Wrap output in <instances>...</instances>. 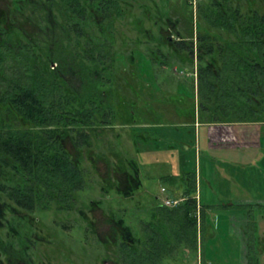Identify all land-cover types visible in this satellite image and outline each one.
<instances>
[{
    "label": "trees",
    "instance_id": "obj_1",
    "mask_svg": "<svg viewBox=\"0 0 264 264\" xmlns=\"http://www.w3.org/2000/svg\"><path fill=\"white\" fill-rule=\"evenodd\" d=\"M33 1L62 11L65 26L75 39L62 49L42 46L23 29L11 24L0 26V199L25 212L51 206L70 212L77 207L78 192L89 187V172L82 161L93 150L91 146L104 142V134L115 131L118 123L113 91L117 39L112 32L106 33L113 21L109 27L103 26L108 28L102 29L98 37L86 29V23L95 14L101 15V23L112 14L124 16L128 0ZM152 1L155 10H149L156 16L153 23L161 31L144 27L138 19L135 25L139 35L134 40L163 42L170 47L173 19L163 0ZM9 9L19 12L22 5ZM7 14L12 17V12ZM197 15L201 22L196 37L201 61L200 122L264 124V0H207L200 4ZM177 34L176 48L193 54L195 39H183ZM127 42L124 40L123 44ZM120 112L123 126L141 124L136 114L124 108ZM130 132L132 140L144 136L141 131ZM67 139L77 156L67 148ZM116 159L118 168L128 174L122 157L116 154ZM130 161L135 168L129 170L132 183L128 182L127 190L118 188L110 176L107 184L113 187H108L107 192L116 189L122 197L130 194L139 177L136 159ZM107 164L110 166L109 160ZM184 175L186 187L181 197L185 200L177 207L163 203L152 206L151 219H141L139 223L143 238L135 236L132 228L123 223L126 234L131 235L117 244L118 263L167 264L187 250L199 253L201 263L208 264L204 247L200 251L208 211L229 210L237 204H201L196 171ZM252 211H247L246 260L248 264H262L257 248L259 238L255 240L253 235L256 222ZM30 256L26 255L27 260Z\"/></svg>",
    "mask_w": 264,
    "mask_h": 264
},
{
    "label": "rangeland",
    "instance_id": "obj_2",
    "mask_svg": "<svg viewBox=\"0 0 264 264\" xmlns=\"http://www.w3.org/2000/svg\"><path fill=\"white\" fill-rule=\"evenodd\" d=\"M128 1H125L127 11L124 16L112 14L101 23V15L95 14L93 20L86 23V29L97 33L98 37L99 32L107 30L113 21L106 33L112 32L117 39L114 46L113 91L118 123L115 131L104 134L105 140L99 142L98 147L93 142L95 147L91 146L93 150L82 161L89 172V187L78 192L77 207L70 212L56 206L25 212L14 203L0 199L4 217L0 226V264H120L117 261V244L131 235L130 232L126 234L123 223L132 228L135 236L143 238L140 220L151 219V207L163 202L157 197L163 200L166 194L174 196L175 187L182 188L184 172H199L200 169L204 172L211 156L219 157V165L223 164L225 168L235 167L234 176L247 189L232 188L231 191L237 194L235 196L255 200L264 195V177L259 178L264 174V160L259 164L252 162L258 156L253 149L244 152V158L238 151L223 154L205 152L209 140L208 126L197 125L196 133L193 128L200 120L201 111L195 62L190 54L177 48L173 50L163 42L135 41L139 35L135 25L138 19L144 27L154 31L161 29L154 25L156 16L149 10H155L154 1ZM204 1L207 0H197V9ZM163 3L177 23L179 32H175V38L180 33L183 39H195V44L201 31L196 7L189 0H163ZM18 4L22 5L19 12L14 9ZM11 6L13 11L9 9ZM11 12L12 17L7 14ZM62 14V11L34 3L33 0H0V26L11 24L23 29L32 35L36 44L42 46L62 49V46H70L68 43L75 39L68 32L69 27L65 26L67 21ZM124 40H129V43L123 44ZM54 66H57L56 63ZM123 108L132 115L136 114L141 124L123 123L124 127L119 122L123 115L120 109ZM132 130L141 131L144 136H136L132 140ZM69 139L66 146L77 156ZM195 139L198 152L192 146ZM116 154L122 157L128 174L118 168ZM130 158L137 161V184L132 185L130 194L125 197L119 195L116 189L108 190V193L107 188L113 187L107 184L110 176L115 185L123 190H127L126 187L132 183L128 177H132ZM229 159L236 161L232 163ZM248 162L253 164L248 165ZM233 172L230 170L231 174ZM169 175L173 180L167 178ZM102 186H105L104 189ZM163 186L168 188V193L162 191ZM205 190L209 195L218 191L211 186ZM245 202L229 210L208 211L203 236L200 237V251L204 247L208 264H248V210H253L252 217L255 215L253 229L256 231L253 235L255 233V240L259 238L257 248L264 264V205ZM248 204H251L249 208L244 207ZM16 233L20 235L16 236ZM29 254L31 259H28L32 263L26 261ZM17 256L21 258L17 259ZM201 260L199 253L195 255L185 250L183 256L167 264H202Z\"/></svg>",
    "mask_w": 264,
    "mask_h": 264
},
{
    "label": "crops",
    "instance_id": "obj_3",
    "mask_svg": "<svg viewBox=\"0 0 264 264\" xmlns=\"http://www.w3.org/2000/svg\"><path fill=\"white\" fill-rule=\"evenodd\" d=\"M206 125L208 126V143L205 149V152L210 153H218L223 154L224 152H230V151H238L242 157L244 158V152H247L249 150H252L253 153L257 156V159L252 162H256V164L261 163L264 160V124L259 123H250V124H225V123H202L196 122L195 127L193 126L195 133L197 125ZM225 131V132H224ZM193 148H195V151L198 152V143L197 139H195L194 144L192 145ZM183 148V147H182ZM228 150V151H227ZM240 156V155H239ZM208 157V156H207ZM232 158V157H229ZM224 160V158H222ZM221 159L219 157L211 156L207 162L209 163L207 166H205V171L202 172L201 169L198 172L196 170V177H197V187H198V200L201 204H220L222 202H234L236 204L246 201L245 203H264V195L261 197H256V201L253 199H242L241 197H237L233 191H231L232 188L239 187L242 189V191H247L246 187L244 186V183H241L240 180L235 177L234 173L235 170L228 169V166L225 168L224 165H219ZM230 161L232 159H229ZM236 160L233 159L232 163H234ZM231 163V162H230ZM238 163V162H236ZM250 164H253L251 162H248ZM230 170L234 171L232 174L230 173ZM262 173V172H261ZM264 174L262 173L261 177L263 178ZM168 179L173 180L172 176H168ZM185 179V175H183V178ZM202 183V185H201ZM204 184V186H203ZM182 188H179L178 186L175 187L176 191L174 195L182 196L185 186V181L181 182ZM208 186H211L212 189L216 188L218 191L215 193H212L209 195L205 189H208ZM167 187L163 186L162 189ZM163 191V190H162ZM168 191V190H167ZM166 191V193H168ZM169 192H173V190H169ZM178 193V195L176 194ZM214 194V195H213ZM167 195V194H166ZM219 195L221 197H219ZM210 196H217L216 198L210 197ZM159 201L162 202V200ZM200 198V199H199ZM158 201V202H159ZM157 203L154 204V206ZM152 208V207H151Z\"/></svg>",
    "mask_w": 264,
    "mask_h": 264
},
{
    "label": "flooded vegetation",
    "instance_id": "obj_4",
    "mask_svg": "<svg viewBox=\"0 0 264 264\" xmlns=\"http://www.w3.org/2000/svg\"><path fill=\"white\" fill-rule=\"evenodd\" d=\"M195 7H196V9H197V0H189ZM173 22V24H171V29H172V31L174 32V35L171 37V43H170V48L171 49H173L174 50V48H176V43H175V41L178 39V38H175V32H177V24H176V22H174V21H172ZM197 40L195 41V44H194V53L193 54H190L191 55V60L193 61V63L195 62V64H196V67H195V72H196V74H197V76H198V66H199V63L201 62L200 60H199V56H198V51H197ZM194 64V65H195ZM2 212H3V207L1 208V206H0V226H1V220H2ZM16 236H18V235H20V233H16L15 234ZM19 257H17V259H18ZM28 263H32V262H30V260H26ZM105 262V261H104Z\"/></svg>",
    "mask_w": 264,
    "mask_h": 264
},
{
    "label": "built area",
    "instance_id": "obj_5",
    "mask_svg": "<svg viewBox=\"0 0 264 264\" xmlns=\"http://www.w3.org/2000/svg\"><path fill=\"white\" fill-rule=\"evenodd\" d=\"M163 190V192H165L166 193V189L165 188H163L162 189ZM185 200V198L184 197H174V196H171V195H166L165 197H164V199L162 200L163 202V204L164 205H166V206H168V207H177V206H179L183 201Z\"/></svg>",
    "mask_w": 264,
    "mask_h": 264
}]
</instances>
